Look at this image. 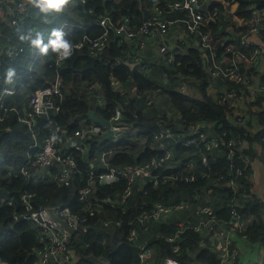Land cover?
Returning a JSON list of instances; mask_svg holds the SVG:
<instances>
[{
	"label": "trees",
	"instance_id": "16d2710c",
	"mask_svg": "<svg viewBox=\"0 0 264 264\" xmlns=\"http://www.w3.org/2000/svg\"><path fill=\"white\" fill-rule=\"evenodd\" d=\"M172 1L65 0L59 11L42 12L32 0L26 6L28 14L22 27L0 18V89L16 82L14 93L1 100L0 109V261L32 264L36 260L31 249L37 246V228L13 219L14 213H25L21 195L28 196L35 210L61 206L84 219L81 225L87 231L70 236V257L65 264H162L167 257L181 263L221 264L211 238L213 231L205 226L208 216L200 211L206 206L214 220L227 229L236 218L243 223L233 234L234 245H242V252H264V202L253 190L251 167L254 160L264 161V92L260 87L264 74L257 66L241 62L237 71L248 82L213 75L215 64L229 67L238 51L252 54L257 43L251 42L249 47L238 43L237 36L246 34L247 28L237 26L234 16L248 23L252 11H259L264 19V0H232L237 3L235 11L226 14L221 4L208 3V9H202L197 33L186 30L184 9L168 7ZM158 10L160 18L176 24L169 30L178 37L175 46L169 32L163 38L166 51L160 53L159 36L144 38L146 45L140 50L108 30L106 44L94 50L95 55L90 54L89 41L103 32L97 24L99 17H109L113 25L128 18V26L136 31ZM213 12L208 18L207 13ZM63 23L71 28L61 39L70 48L80 41L83 45L56 64L49 58L63 49H54L50 41L56 39L54 33ZM256 27L264 29V20ZM202 32L211 36L212 51L193 46ZM178 33H182L181 38ZM38 37L41 45L33 44ZM230 38L238 51L227 53L229 62L224 63L227 44L223 40ZM260 39L264 40V31ZM10 45L23 47L14 60L3 53ZM134 57L139 63L130 68L125 63ZM9 69L14 71L10 80L6 78ZM56 78L61 92V96L52 98L58 108L56 114L51 111L35 116L31 125L21 122L19 118L29 110L33 91L49 86ZM256 78L259 90L250 87H254ZM229 93L240 100L238 104L233 101L232 105L231 98L220 101ZM116 108L120 123L135 129L133 135L124 130L116 139L102 143L85 136L78 139L83 150L69 146L76 140L70 139L74 131L93 125L88 112L110 120ZM54 127L60 129L55 134L56 146L75 164L67 185H58L48 175L39 176L28 163ZM196 127L210 131L216 145L206 150L199 140L183 144ZM163 128L170 131L171 138L155 139ZM192 137L197 139L196 135ZM158 143H162V149ZM103 152H110L105 162L118 171L152 163L150 176L135 177L131 184L124 176L113 183L96 181L90 172H103L99 168ZM167 152L169 157L157 164ZM21 167L29 171L28 175L14 177L11 171ZM50 170L56 171L54 167ZM87 187L90 191L80 200L79 190ZM127 188L130 191L124 196ZM1 199L11 200L12 205ZM159 204H179L183 208L173 210L164 221L142 217ZM90 209H94L91 214ZM176 233V238L169 241ZM142 250L149 251L143 262L138 258ZM238 252L237 264H246L248 252ZM47 264L57 263L50 259Z\"/></svg>",
	"mask_w": 264,
	"mask_h": 264
},
{
	"label": "built area",
	"instance_id": "2783aa9c",
	"mask_svg": "<svg viewBox=\"0 0 264 264\" xmlns=\"http://www.w3.org/2000/svg\"><path fill=\"white\" fill-rule=\"evenodd\" d=\"M152 3H157L158 0H149ZM208 3H219L222 5L224 14L233 13L237 6V3L230 0H206V3L199 4L198 0H182V1H172L168 4L170 9H184L187 12V19L183 20L184 25L186 26V30L192 33L198 32V26L202 24L203 13L202 9H208ZM37 6V4H36ZM38 7V6H37ZM0 14L5 16L7 20L10 21L11 24L17 25L23 24L24 19L27 17L28 12L26 11L25 5L16 0H0ZM160 12L156 13L153 17L145 21L138 30L133 31L127 24L128 18H123L122 21H117L114 25L111 23V19L107 16L99 17L97 24L103 29L101 35L96 37L93 40H90V54L95 55L94 50L101 49L107 42V34L108 30H111L113 35H121L118 38H123L124 40L132 43L136 48L143 50L145 48L146 42L144 38H148L151 40L156 36L161 42V45L158 48L160 53H164L166 51V45L163 43V38L167 35L170 28L176 25L173 20L162 19L159 16ZM215 14L207 13L208 18H211ZM235 22L237 26H245L247 28L246 34L239 35L238 43L242 46L249 47L251 41H249L250 37H255L259 39V43L257 44L254 51L251 55H246L235 48L233 43L234 39H224L223 44H227L224 48V56L223 62L228 63L229 59L225 56L229 52L238 51V57L230 62V66L227 68H221L218 65H214L216 68L213 72V75H223L227 78L234 80L236 82H248V79L241 74L238 69V64L244 63L248 67L257 66V68L261 69V73L264 74V40L260 39L261 33L264 29L256 27L257 24H260L262 20V14L258 11H252L250 21L243 22L234 16ZM71 28V25L68 23H63L60 27L59 32L62 33V36L66 34V32ZM200 41L194 42L195 47H197L200 51L209 50L212 51L209 41L211 36H209L208 32H202L199 34ZM117 38V37H116ZM228 41V43H227ZM83 45V41L75 43L70 51L72 53L73 49H79ZM23 52V47L10 45L4 48L3 53L8 60H14ZM62 51H59L55 57L51 56L49 59L58 64L61 60H63L67 56L61 55ZM214 54L211 53V56ZM69 56V55H68ZM127 62L131 63H139V59L134 57ZM143 68V67H142ZM163 77H166V74H163ZM1 82V76H0ZM112 83L114 85L117 84L116 80L112 79ZM59 80L56 78L54 82H52L49 86L38 88L33 91L29 98V110L26 111L24 117H20L19 120L21 122H25L27 125H31L35 116H41L43 114H48L49 112L56 111L57 107L53 103L52 98L54 96H61ZM254 90H259V86L255 88L253 85L250 86ZM262 91L264 92V81L262 86ZM16 89V82H11L9 86H2L0 89V109L3 108L2 99L7 98L12 95ZM226 98H231L232 105H234L233 101L239 103L236 100L234 94H226V97H221L220 101H226ZM149 102H147L148 104ZM238 106V105H237ZM120 111L116 108L114 114L112 115L110 120L111 127L110 129L113 131V136L110 138L116 139L124 130H127L131 135L134 134L135 129L125 127L120 123ZM102 127V128H101ZM60 129L58 127H54L52 132L44 137L38 151L35 153L33 157L28 158V163L30 167L35 170V172L44 177L48 175L50 180L55 181L58 185H67V180L69 178V174L75 168V164L72 158L66 155L65 152L60 151V149L56 146V137L55 134ZM107 132V129L98 124H94L89 127H81L73 132L70 139L76 138V140H72L69 146L75 150L81 151L83 150V145L78 139H83L85 136L90 138L95 137V141L102 138L104 134ZM192 135H196L197 139L193 138ZM171 133L167 128L160 129L158 138H171ZM108 139V140H110ZM107 140V141H108ZM205 143L204 148L209 150L211 147L216 145V138L213 134L206 130L205 132L200 131L199 127H196L191 132V137L189 139L184 140L183 144L192 145L195 144L196 141ZM157 147L162 149V143H158ZM110 152H103L100 155V164L99 168L103 170L98 174H95L94 171H91L90 174L94 176L95 180L101 183H113L118 180L119 176H124L127 179L128 184H131L135 177H143L147 178L150 176V169L152 168L151 164H146L140 167H127L124 170L118 171L114 168H109L105 162V157ZM169 157V153H166V156L162 158L157 164H160L164 159ZM204 160V159H203ZM105 165L106 169L101 168L100 166ZM188 166H191L189 163ZM55 168L56 171L52 172L50 169ZM93 167V165H92ZM49 171V172H48ZM28 170L24 167H21L18 171L12 172L11 174L16 177L18 174H22L24 176L28 175ZM183 179V177H181ZM153 182H156L155 179ZM90 191V188H82L79 190L80 200H83L85 195ZM129 188L125 190L124 196H127L129 193ZM20 201L24 204L25 213L22 215H13V219L17 221H25L26 223L32 224L37 228V246L33 247L31 251L34 254L36 260L32 264H47L50 259L55 261L57 264H65V262L69 261V251L67 248L68 241L71 235H77L79 232H86L87 228L82 226L81 223L84 221L83 218H79L77 216L72 215L68 208L66 207H53V214L59 217L61 220L65 221L68 227L71 229V232H67L63 229L56 221H54L49 212L48 208H38L33 209L32 205L29 203L28 196L21 195ZM109 201V200H107ZM1 202H5L7 206H11L12 202L9 199H1ZM183 205H175L165 207L163 205H156L154 209L148 213H143L142 217H150L154 220L164 221L171 214L173 210L182 209ZM94 209H90L89 213L91 214ZM201 213L208 216L207 219V229L213 231V236H211L214 241V250L216 251L218 258L220 259L221 264H237V255L238 251L242 253L243 246L239 244L234 245V237L233 234L236 230H240L243 226V223L236 218L233 221L232 226L227 229L221 223H218L214 220L212 216V212L210 207H203ZM204 225V224H203ZM196 230L199 229V226L195 227ZM133 236V232L130 233V237ZM177 233L169 239V241H173L176 238ZM233 246V247H232ZM231 247V249H230ZM247 247V246H246ZM149 255L148 250H142L138 258L140 261H144V259ZM0 264H10L5 261H0ZM162 264H198L197 262H185L181 263L177 259L172 257H167L163 260ZM252 264V263H251Z\"/></svg>",
	"mask_w": 264,
	"mask_h": 264
},
{
	"label": "crops",
	"instance_id": "0c3cea01",
	"mask_svg": "<svg viewBox=\"0 0 264 264\" xmlns=\"http://www.w3.org/2000/svg\"><path fill=\"white\" fill-rule=\"evenodd\" d=\"M22 2L25 7L32 1V0H16ZM0 18L4 19L6 18L5 16H2L0 14ZM172 35V44L174 46L176 45V39L178 38L177 35L173 32H169ZM180 35L179 37H182V33H178ZM255 37H250L249 41L251 42H256L257 44H260ZM136 67V66H135ZM134 68V67H133ZM181 88H185L184 85L181 86ZM251 167L253 169V174H252V180H253V190L256 193V195L262 199L264 202V161L262 160H254L251 163ZM247 256L244 257L245 263L246 264H264V252L260 251L259 249L255 250H247L242 252L243 254L247 253Z\"/></svg>",
	"mask_w": 264,
	"mask_h": 264
},
{
	"label": "clouds",
	"instance_id": "9594fccd",
	"mask_svg": "<svg viewBox=\"0 0 264 264\" xmlns=\"http://www.w3.org/2000/svg\"><path fill=\"white\" fill-rule=\"evenodd\" d=\"M64 3H65V0H36V4L42 12H47L49 10L59 11ZM18 25L21 26V24H18ZM54 35L56 39L53 41H50L54 49H63V51L61 52L62 56L70 55V51H71L70 46L67 41L61 39L62 33L56 32L54 33ZM32 42L33 44L41 45V40L39 37L33 40ZM42 50H44L43 47H42ZM35 61L36 59L34 58L33 62ZM13 74H14V71L12 69H9L6 73V78L10 80Z\"/></svg>",
	"mask_w": 264,
	"mask_h": 264
},
{
	"label": "water",
	"instance_id": "95a60500",
	"mask_svg": "<svg viewBox=\"0 0 264 264\" xmlns=\"http://www.w3.org/2000/svg\"><path fill=\"white\" fill-rule=\"evenodd\" d=\"M115 37H120L121 35H114ZM126 65H128L130 68H133L136 66V63H129V62H126L125 63ZM254 84H255V88H257L258 84H259V78H256L255 81H254ZM53 114H56V111H53L52 112ZM87 116L92 120V122L94 124H98L100 126H103L107 129V132L104 134V136L100 139H98V142L102 143V142H105L107 141L108 139H110L112 136H113V131L110 129L111 127V124L109 121L107 120H104L102 118H98L94 115V113L92 112H88L87 113ZM101 168L103 169H106V166L105 165H102L100 166ZM47 211L49 212L51 218L56 221L63 229H65L67 232H71V229L68 227V225L66 224L65 221L61 220L59 217L55 216L53 214V210L51 208H48Z\"/></svg>",
	"mask_w": 264,
	"mask_h": 264
},
{
	"label": "rangeland",
	"instance_id": "374dc122",
	"mask_svg": "<svg viewBox=\"0 0 264 264\" xmlns=\"http://www.w3.org/2000/svg\"><path fill=\"white\" fill-rule=\"evenodd\" d=\"M56 31V30H55Z\"/></svg>",
	"mask_w": 264,
	"mask_h": 264
}]
</instances>
